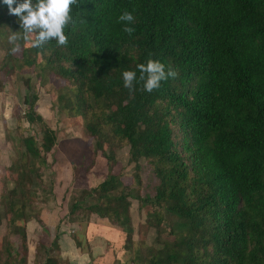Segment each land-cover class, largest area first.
<instances>
[{
  "label": "trees",
  "instance_id": "16d2710c",
  "mask_svg": "<svg viewBox=\"0 0 264 264\" xmlns=\"http://www.w3.org/2000/svg\"><path fill=\"white\" fill-rule=\"evenodd\" d=\"M78 3L72 8L75 23L65 29L66 45L51 40L32 48L21 40L16 58L8 36L23 30L0 0V69H33L37 77L47 72L65 82L71 97L67 110L82 121L105 160L104 179L81 190L67 218L83 210L89 220L110 222L125 235L124 254L132 255L133 264H264V0ZM125 11L134 16L128 25L135 29L131 35L118 19ZM149 59L174 70L176 77L161 81L152 92L139 79L133 91L125 88L122 73ZM35 102V95L23 98L27 124L42 123ZM54 139L51 130H42L41 150L51 151ZM22 144L23 155L45 164L33 137ZM121 148L127 149L135 171L132 189L111 173ZM139 161L157 181L151 198L139 195ZM29 183L31 170L18 165L14 186L1 201L0 219L10 228L16 212L22 217ZM131 202L147 203L151 227L158 230L165 221L172 241L159 249L135 244ZM25 240L24 233V260L14 256L19 264H26ZM3 248L9 257L11 243ZM10 263L1 261L0 252V264ZM40 264L64 263L46 255Z\"/></svg>",
  "mask_w": 264,
  "mask_h": 264
},
{
  "label": "rangeland",
  "instance_id": "374dc122",
  "mask_svg": "<svg viewBox=\"0 0 264 264\" xmlns=\"http://www.w3.org/2000/svg\"><path fill=\"white\" fill-rule=\"evenodd\" d=\"M12 56L18 58L19 53ZM4 52L0 51V62ZM37 71L33 69H21L12 73L0 69V216L3 212L2 197L11 190L16 179L18 165L31 170V183L25 185L28 197L22 212V217L16 212L14 226H7L5 218L0 219V252L1 261H11L10 264H19L17 259L24 260V251L21 248V238L25 233L26 240V264H40L47 256H59L58 251L52 250L51 243L55 236L64 239L74 237L72 244L77 246L80 254L88 253V241L81 238L80 234L72 236L74 226H105V232L114 230L115 238L119 229L106 220L90 219L83 210L76 211L72 216H66L70 204L80 196L81 190H88L98 185L106 173L105 160L94 147V140L88 137L83 128L82 121L70 115L67 110L71 104V97L67 95L65 82L54 78L52 75L41 74L37 77ZM27 81V82H26ZM35 95L34 111L42 118V123L27 124L24 120L26 106L23 98ZM68 105V106H67ZM52 131L54 144L49 152L41 150L42 130ZM179 139V135L176 132ZM33 137L40 156L45 155V164L38 160H30L22 154V139ZM115 164L111 173L121 177L124 187L132 189L135 174L133 164L128 163L127 149L121 148L114 154ZM140 190L142 199L151 198L154 195L157 181L144 161H139ZM130 225L134 230L131 239L135 244L143 243L144 246H152L159 249L160 244L170 242L173 236L169 234L170 227L165 224L172 223L174 218L164 215L160 228L151 227L153 217L148 219L152 209L145 203L139 205L130 203ZM161 212V216H162ZM91 223L93 225H91ZM60 226V232L56 228ZM30 228V229H29ZM71 240V239H70ZM96 244L103 246L105 242L101 238L94 237ZM10 242L13 250L9 257L4 253L3 243ZM109 241L108 243H110ZM125 235L119 243L107 246L109 254L120 252L119 257L111 264H133L132 255H125ZM85 243L87 247L84 248ZM87 249V250H86ZM58 252V253H57ZM94 250L92 254H96ZM15 254L18 258H15ZM87 255V254H86ZM122 258V260H121ZM60 259V258H59ZM61 260V259H60ZM13 262V263H12ZM62 263L69 264L66 260ZM139 264V263H138Z\"/></svg>",
  "mask_w": 264,
  "mask_h": 264
},
{
  "label": "clouds",
  "instance_id": "9594fccd",
  "mask_svg": "<svg viewBox=\"0 0 264 264\" xmlns=\"http://www.w3.org/2000/svg\"><path fill=\"white\" fill-rule=\"evenodd\" d=\"M8 5L9 13L19 18L22 33L12 32L8 36V41L13 47V54L20 53L23 40L24 47L39 48L45 42L55 40L59 45H66L68 37L65 29L75 23L72 16L73 6L79 5L78 0H4ZM13 4H16L13 7ZM119 21L125 23L124 32L131 35L135 29L128 25L134 23L132 13L125 11L119 16ZM82 22H86L82 19ZM137 70L140 73L137 77ZM137 70H126L122 73L124 87L130 91L134 90V82L138 79L143 81V88L147 92H152L160 87L161 81L168 78H175L177 73L168 69L158 60L149 59L146 64L137 65Z\"/></svg>",
  "mask_w": 264,
  "mask_h": 264
},
{
  "label": "crops",
  "instance_id": "0c3cea01",
  "mask_svg": "<svg viewBox=\"0 0 264 264\" xmlns=\"http://www.w3.org/2000/svg\"><path fill=\"white\" fill-rule=\"evenodd\" d=\"M91 225L93 224L91 223ZM83 227L84 229L82 230L81 226H74V229H72L71 232L72 236L75 234H79L78 232H80L81 238H85L86 241H88V253H86L88 256L86 254H80L77 247L72 244L73 241L70 240L71 238L69 240L64 238H58L57 245L59 249V258L61 260H66L69 264H111L112 259L113 261H117L119 257H122L120 252L118 251L117 253L113 254V257H111V254H109V251L107 249L109 246H116L119 243V240L122 237V233L120 232V230L117 231L118 236L115 238L116 234L114 230H111L110 232L106 233L104 229L105 226ZM94 237L101 238L102 241L108 245L103 246L99 242H97L96 244V242L93 240ZM109 241L111 242L108 243ZM94 250H98L99 252H97L96 254H92Z\"/></svg>",
  "mask_w": 264,
  "mask_h": 264
}]
</instances>
